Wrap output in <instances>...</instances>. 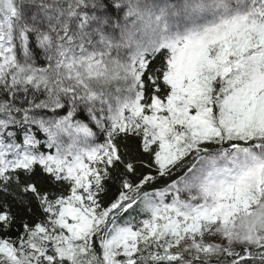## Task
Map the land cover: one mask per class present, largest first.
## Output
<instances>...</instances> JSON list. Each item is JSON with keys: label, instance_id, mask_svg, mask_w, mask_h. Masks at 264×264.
I'll return each instance as SVG.
<instances>
[{"label": "snow or ice", "instance_id": "6c2138e0", "mask_svg": "<svg viewBox=\"0 0 264 264\" xmlns=\"http://www.w3.org/2000/svg\"><path fill=\"white\" fill-rule=\"evenodd\" d=\"M0 264H264V0H0Z\"/></svg>", "mask_w": 264, "mask_h": 264}]
</instances>
